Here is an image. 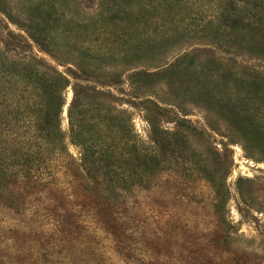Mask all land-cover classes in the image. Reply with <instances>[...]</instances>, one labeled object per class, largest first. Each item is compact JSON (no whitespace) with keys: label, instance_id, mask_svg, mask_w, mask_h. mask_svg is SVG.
I'll return each mask as SVG.
<instances>
[{"label":"trees","instance_id":"trees-1","mask_svg":"<svg viewBox=\"0 0 264 264\" xmlns=\"http://www.w3.org/2000/svg\"><path fill=\"white\" fill-rule=\"evenodd\" d=\"M11 1L0 0V16L7 20H0L5 25L0 30V204L25 210L52 191L64 172L73 185L81 183L96 221L112 234L122 194L150 189L164 172L179 171L208 182L223 221L227 190L224 181H215L219 170H208L182 137L148 120V141L136 139L123 114L90 113L92 102L79 90H91L81 86L73 88L65 132L61 120L70 78L39 63L18 68L2 56L24 38L10 31L8 25H13L45 51L62 41L72 54L101 64L145 59L163 46L196 37L228 54L248 51L264 57V0H100L99 12L91 18L70 14L58 0H25L17 19L10 14ZM171 68V79L183 83L189 80L179 76L191 71V95L208 109L216 105L229 125L264 145V81H238L219 65L195 63L187 54ZM149 111L155 118L164 112L158 106ZM67 142L78 148L77 159Z\"/></svg>","mask_w":264,"mask_h":264},{"label":"rangeland","instance_id":"rangeland-1","mask_svg":"<svg viewBox=\"0 0 264 264\" xmlns=\"http://www.w3.org/2000/svg\"><path fill=\"white\" fill-rule=\"evenodd\" d=\"M20 1L25 0L10 3L14 19ZM58 1L70 14L83 18L99 12L100 0ZM0 20L7 22L3 16ZM8 27L24 38L2 56L7 64L21 68L39 63L70 78L61 120L65 132L73 88L90 89L79 90L83 99L92 102L90 113L123 114L142 142L148 141V120L156 128L176 133L208 170H219L215 181H224L227 194L222 221L206 180L166 171L152 188H135L120 196L110 234L96 221L81 183L73 185L60 172L57 186L25 210L0 204V264H264V145L247 140L241 128L229 125L216 105L208 109L191 95L195 84L191 71L179 76L188 83L170 75L175 60L187 54L195 63L219 65L238 81L258 77L263 82V56L248 51L228 54L196 37L163 46L145 59L101 64L72 54L62 41L45 51L15 26ZM157 106L164 112L155 118L149 110ZM67 148L73 158L79 157L78 148L69 142Z\"/></svg>","mask_w":264,"mask_h":264}]
</instances>
